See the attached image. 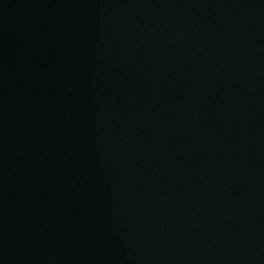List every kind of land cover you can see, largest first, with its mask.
Here are the masks:
<instances>
[{"label": "water", "instance_id": "water-1", "mask_svg": "<svg viewBox=\"0 0 264 264\" xmlns=\"http://www.w3.org/2000/svg\"><path fill=\"white\" fill-rule=\"evenodd\" d=\"M41 264H264V0H108Z\"/></svg>", "mask_w": 264, "mask_h": 264}]
</instances>
